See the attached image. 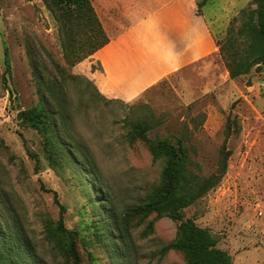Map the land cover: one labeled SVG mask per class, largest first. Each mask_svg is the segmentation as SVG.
Instances as JSON below:
<instances>
[{
  "label": "rangeland",
  "instance_id": "obj_1",
  "mask_svg": "<svg viewBox=\"0 0 264 264\" xmlns=\"http://www.w3.org/2000/svg\"><path fill=\"white\" fill-rule=\"evenodd\" d=\"M236 2L201 4L216 42L234 17L239 27ZM215 18L228 20L218 29ZM59 27L43 0H0V250L19 241L41 264H74L71 235L80 264H186L182 252L162 248L191 220L232 264H264L263 74L231 79L218 53L132 102L106 99L89 78L90 56L66 60ZM33 108L47 131L23 119ZM182 138L192 173L201 181L223 171L220 180L180 221L135 215L165 167L151 142Z\"/></svg>",
  "mask_w": 264,
  "mask_h": 264
},
{
  "label": "trees",
  "instance_id": "obj_2",
  "mask_svg": "<svg viewBox=\"0 0 264 264\" xmlns=\"http://www.w3.org/2000/svg\"><path fill=\"white\" fill-rule=\"evenodd\" d=\"M43 1L59 23L64 56L70 65L91 56L108 42L90 0ZM205 1L199 2L198 6ZM252 1L255 8L240 10L239 27L233 29V23L238 19L234 17L226 36L216 42L218 53L231 79L248 75L252 70L264 74V0ZM5 63L9 70L7 53ZM23 119L38 130L48 129L49 122L40 109L29 110ZM150 147L154 156L165 157V167L154 198L136 208L135 215L146 216L156 212L159 217L166 215L180 221V210L217 184L223 171L217 176L211 175L200 181L189 169V147L183 138L178 139L175 145L163 140L151 142ZM66 246L73 263L80 264L71 235L68 236ZM167 250L182 252L186 264H232L230 256L216 247V241L211 234L191 220L180 221L175 238L162 248L163 252ZM21 257H25V261L21 262ZM27 263L41 264L27 244L11 241L8 249L0 250V264Z\"/></svg>",
  "mask_w": 264,
  "mask_h": 264
},
{
  "label": "crops",
  "instance_id": "obj_3",
  "mask_svg": "<svg viewBox=\"0 0 264 264\" xmlns=\"http://www.w3.org/2000/svg\"><path fill=\"white\" fill-rule=\"evenodd\" d=\"M236 1L235 14L248 0ZM90 2L108 42L90 56L96 68L89 78L106 99L132 102L169 76L218 55L216 30L199 0ZM228 5L234 7V0ZM215 19L222 29L226 19Z\"/></svg>",
  "mask_w": 264,
  "mask_h": 264
},
{
  "label": "water",
  "instance_id": "obj_4",
  "mask_svg": "<svg viewBox=\"0 0 264 264\" xmlns=\"http://www.w3.org/2000/svg\"><path fill=\"white\" fill-rule=\"evenodd\" d=\"M21 113H19L18 115H17V119H20L21 118Z\"/></svg>",
  "mask_w": 264,
  "mask_h": 264
},
{
  "label": "built area",
  "instance_id": "obj_5",
  "mask_svg": "<svg viewBox=\"0 0 264 264\" xmlns=\"http://www.w3.org/2000/svg\"><path fill=\"white\" fill-rule=\"evenodd\" d=\"M263 78H264V74H263Z\"/></svg>",
  "mask_w": 264,
  "mask_h": 264
}]
</instances>
